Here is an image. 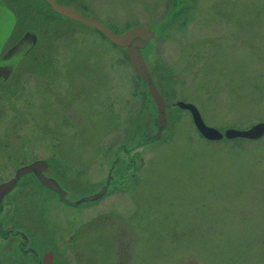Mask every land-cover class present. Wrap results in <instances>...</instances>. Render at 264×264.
<instances>
[{
	"label": "rangeland",
	"instance_id": "1",
	"mask_svg": "<svg viewBox=\"0 0 264 264\" xmlns=\"http://www.w3.org/2000/svg\"><path fill=\"white\" fill-rule=\"evenodd\" d=\"M62 1L116 33L154 32L141 53L168 122L154 139L157 109L123 48L43 0H1L37 42L0 85V181L36 156L82 180L70 199L98 192L117 157L126 175L79 205L25 179L4 216L49 230L53 264H264V135L207 139L174 104L222 132L264 122V0ZM12 252L0 239V264Z\"/></svg>",
	"mask_w": 264,
	"mask_h": 264
},
{
	"label": "water",
	"instance_id": "2",
	"mask_svg": "<svg viewBox=\"0 0 264 264\" xmlns=\"http://www.w3.org/2000/svg\"><path fill=\"white\" fill-rule=\"evenodd\" d=\"M44 1L49 5V7H51L54 13L58 15L61 14L68 19L71 18L84 24L86 27H93L102 36H105L113 45L115 44L116 46L125 49L124 53L126 57H128L136 75L142 79L151 99L155 104V108L157 109L156 120L158 131L155 134L154 139H158L168 122L166 119L165 101L162 98L160 91H158V88H156L153 78L151 77L149 67L146 66L144 57L141 53V50L146 47L149 40L155 36L154 32L147 26H135L134 28L125 30L123 33H116L101 23L96 17L83 16L71 5H65L59 2L57 3L56 0ZM15 21L16 19L14 18L12 10L0 3V55L1 49L6 42L5 40L8 35H10L12 31L11 29L13 28ZM36 42L37 38L34 33L28 32L23 35L2 57L0 61V74L8 76L11 70L18 63V60L28 54L29 50L33 48ZM178 106L190 111L191 118L193 119L196 129H198L200 134L207 139L215 140L221 139L222 137L258 139L264 135V122H257L247 129L227 128L224 132H221L218 128H213L204 122L198 108L195 107L193 103L191 104L181 101L178 102ZM46 167V161L36 160L34 163L23 165V167L18 168L13 178L0 183V202L2 203L3 197L14 188L21 176L34 172V170L37 171V177L45 187L58 192L61 199L68 201L69 199L65 198L66 192L59 187L57 181L42 174ZM108 184L109 179L103 188L99 189L98 192L82 196L78 198V200L73 201V203L79 205L81 203H89L100 199V197L107 192L109 187Z\"/></svg>",
	"mask_w": 264,
	"mask_h": 264
},
{
	"label": "flooded vegetation",
	"instance_id": "3",
	"mask_svg": "<svg viewBox=\"0 0 264 264\" xmlns=\"http://www.w3.org/2000/svg\"><path fill=\"white\" fill-rule=\"evenodd\" d=\"M56 1H57V3L59 2V3L65 4V5L73 6L70 3V1L69 2L62 1V0H56ZM44 3L47 6H49L45 1H44ZM1 4L6 6V7H8L9 9H11L10 6H8L7 4H3L2 2H1ZM73 7L79 13H81L83 16H85L75 6H73ZM11 10H12V12L14 14V18L16 19V21H15V24H14L13 28L11 29L12 31H11L10 35H8L7 39L5 40L6 42L4 43V45H3L2 49H1L0 61H1L2 57L7 53V50L9 48H11L13 45H15L18 42V40L23 35H25L26 33H28V32L34 33L35 36L37 37V34H36L35 30L31 26L32 24L28 23V22L26 23V19H24V17H23L24 14H22V16H21V12L22 11H17V10L15 11L14 9H11ZM59 15H61V14H59ZM61 16H63V15H61ZM65 18H67V17H65ZM22 21L25 22V23H23ZM69 21H74L76 23H79V22H77V21H75V20H73L71 18L69 19ZM79 24H82V23H79ZM147 44H146V46H147ZM34 48H35V46H33V48H31L29 50L28 54H26L25 56L21 57L18 60V63L11 70V72L8 74V76H4V74H0V85H5V86L8 85L10 83L9 80L13 79L17 75L16 72L19 69L21 64H23V63L27 64V61L29 59H35L32 56L33 55L32 54V52H33L32 50ZM0 66H1V63H0ZM150 74H151V77L153 78V82H154L156 88H158V91H160L161 96H162V98L165 101V109H166L168 107L166 99H168L170 96H166L165 93L161 91L160 87L157 86V81H156L155 77H153L154 74H152L151 71H150ZM13 85L7 87L8 91H9V89H11L13 87ZM177 102H179V101H176L174 104L176 105ZM155 123H156L155 125L157 126L156 118H155ZM147 138H149V137H147ZM58 151L61 152V150H58ZM48 158L49 157H47V156H44V157L36 156L31 161H26V162H23V163H21L19 165L13 166V168L11 169L12 170V174L9 177H6V178L2 179V181H0V183H2L3 181H7V180L13 178V176L16 174V171L18 170V168L23 167V165H28V164L34 163V161H36V160H42L44 162L46 161L47 167H46L45 171H43L42 174L44 176H47V177L52 178L55 181H57L59 187L66 192L65 198L69 199L68 201L61 199V202L65 203L67 205L68 204L69 205H77V204L73 203V201H76L78 199H74V198L70 199V198H68V189L66 187H67V185L69 187L78 186V185L81 186V184L83 183L82 180L77 178L72 173H69V172L65 171L63 169L65 167L63 166V164H61V162H60L61 165L60 166L58 165V171H56L57 167L56 168L53 167V163L52 162L50 163V160ZM118 160H119V158L117 157V159H115V161H113L114 163L112 162L110 164L109 170H108L107 175H106L107 178H106V181H105V183H106L107 180L109 179V184H108L109 187H108L107 192L105 194H107L109 192L108 190H110L109 188H110V185H111L112 182L114 183V181L117 180V183L121 184V182L126 180L125 166L124 167L121 166V168H120V166L117 164ZM25 179H32L34 183L36 182V184H38L43 189H48L50 192H53V194H55V195L58 194V192H55L52 189H49V188L45 187L41 183L40 179H38L37 171L34 170V172H30V173H27V174H24L23 176H21L18 179V182L14 186V188L8 194H6L3 197V200L12 191H14V189H16L19 186L23 185L22 183L24 182ZM105 183L102 186H100V187L103 188ZM112 188L116 189L117 186L112 184ZM89 194H92V193H89ZM89 194H87V195H89ZM87 195H82V196H87ZM3 200H2V203L0 202V239L3 240V242L6 241V245H10L11 247H14V249H15V252H12V254H10V255H6V258L3 259L4 262L6 260H8L7 261L8 264L10 263V261L13 264L14 263L15 264H53L55 262V259H56V254L54 253V250L57 251V246H58L57 242L55 241V239H56L55 236L52 235L49 230L48 231L45 230L43 232H40L41 230H38V228H36V226L34 227L33 225H31L30 222H22V219H21L19 213L17 214V212H12V214L7 215V217H5L4 213H3V211H4L3 210V208H4ZM42 221H44V220H42ZM40 223H42L43 225L45 224L44 227L46 226L45 228H47V225H46L45 222H40ZM46 233L47 234L50 233V234L47 236ZM48 244H49V248H47L45 250H42V248L44 246L48 245ZM65 262L68 263L66 260H65Z\"/></svg>",
	"mask_w": 264,
	"mask_h": 264
},
{
	"label": "bare ground",
	"instance_id": "4",
	"mask_svg": "<svg viewBox=\"0 0 264 264\" xmlns=\"http://www.w3.org/2000/svg\"><path fill=\"white\" fill-rule=\"evenodd\" d=\"M50 261H51V260H50ZM50 261H49V262H50Z\"/></svg>",
	"mask_w": 264,
	"mask_h": 264
}]
</instances>
